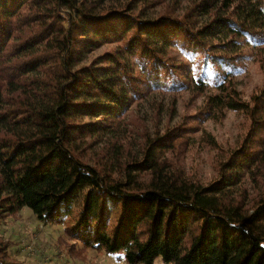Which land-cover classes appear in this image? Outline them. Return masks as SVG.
I'll use <instances>...</instances> for the list:
<instances>
[{"label": "trees", "instance_id": "1", "mask_svg": "<svg viewBox=\"0 0 264 264\" xmlns=\"http://www.w3.org/2000/svg\"><path fill=\"white\" fill-rule=\"evenodd\" d=\"M263 46L264 0H0V222L27 207L72 258L264 264ZM229 111L234 144L201 126Z\"/></svg>", "mask_w": 264, "mask_h": 264}, {"label": "rangeland", "instance_id": "2", "mask_svg": "<svg viewBox=\"0 0 264 264\" xmlns=\"http://www.w3.org/2000/svg\"><path fill=\"white\" fill-rule=\"evenodd\" d=\"M74 10H71L73 13ZM250 45L246 46L245 50H249ZM255 49L250 50L252 55ZM264 52V46L262 47ZM97 54V51L92 52ZM181 60L184 56L177 54ZM186 60V59H185ZM193 68V64H189ZM258 68L253 60H245L244 69L238 72L236 76L237 86L240 90L248 95L254 86H257L262 81V74L258 73ZM201 99H197L193 103H187L184 98H179L175 108V115L171 118L166 116L161 117V129L166 126L175 124L183 112L193 111L198 106ZM242 115L236 111H229L226 114L222 124L215 125L213 122L207 121L201 126L211 130L222 140L234 144L240 137V126H243ZM205 161L200 162L199 174L202 175L204 181H209L215 177L216 172L212 171L209 158L203 156ZM188 162V161H187ZM189 165V162H188ZM33 212L24 207L18 217L6 218L4 222H0V238L11 242V254L19 261L25 264H125L123 260H117L112 254L105 252L89 251L85 259L69 257L64 248L58 244V237L62 235V226L53 225L41 222L35 218ZM154 264H164L160 258H156Z\"/></svg>", "mask_w": 264, "mask_h": 264}]
</instances>
